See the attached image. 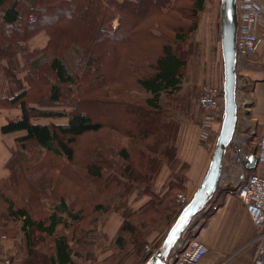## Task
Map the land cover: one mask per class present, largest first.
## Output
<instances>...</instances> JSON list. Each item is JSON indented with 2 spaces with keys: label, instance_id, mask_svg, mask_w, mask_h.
Returning <instances> with one entry per match:
<instances>
[{
  "label": "trees",
  "instance_id": "16d2710c",
  "mask_svg": "<svg viewBox=\"0 0 264 264\" xmlns=\"http://www.w3.org/2000/svg\"><path fill=\"white\" fill-rule=\"evenodd\" d=\"M205 2L0 0V71L4 80L0 109L20 111L1 126V132L24 131L16 137L6 163L8 175L0 178V211L8 215L0 235L13 233L9 237L21 238L15 243L18 253L22 249L25 253L19 264H78L74 257L80 258V253L74 252L65 231L88 217L79 207L83 201L75 199L69 204L61 196L40 216L31 213L32 204L42 208L50 187L59 186V179L45 171L55 170L62 176L66 173L61 166L70 169L76 160L82 165L75 167L85 171L83 178L104 199L92 212H108L113 198L122 199L146 184L143 193L149 200L122 217L123 227L107 264L114 252L124 256L113 264H129L132 259L144 264L154 252L156 247L146 239L148 229L169 218L175 205L171 192L184 189L178 177H171L169 187L158 196L151 189L163 159L170 165L177 157L179 123L169 117L170 102L161 100L163 95L171 101L179 97L191 51L188 40L199 26ZM90 82L94 83L93 98L79 101L77 96L92 87ZM219 89L222 93V85ZM133 91L148 96L137 100L131 97ZM83 103L89 106L82 107ZM53 119L65 121H49ZM104 129L125 136L128 145L109 144L106 136L96 144L84 139ZM28 151L37 161L44 151V157L56 163L32 168ZM37 172L34 184L32 174ZM18 181L31 188L29 195L21 194L25 200L21 206L14 199L22 192ZM35 234L53 238L52 253L42 256Z\"/></svg>",
  "mask_w": 264,
  "mask_h": 264
},
{
  "label": "rangeland",
  "instance_id": "374dc122",
  "mask_svg": "<svg viewBox=\"0 0 264 264\" xmlns=\"http://www.w3.org/2000/svg\"><path fill=\"white\" fill-rule=\"evenodd\" d=\"M220 0H206L204 4V9L200 14L199 19V26L196 31H194L188 40L190 43V55L188 60V65L185 69L184 75H183V92L187 95V98L185 100L181 99V94H178V98H176L174 101H171L170 98L163 95L162 102L165 103L166 100L170 102L168 107V113L169 117H172L176 122H178L179 127L178 130L175 132V147H177L176 143L178 142V134L180 131L181 126L182 127H188L190 126L191 130L193 127L198 129L200 128V123L203 120L208 119V113L202 111L198 108L196 98L198 97V94H200L201 88L203 85L206 84H212L217 87L222 85L223 82V72H222V58H221V51H220ZM115 24L117 21L114 22ZM42 43V42H41ZM29 45V43H28ZM32 46V45H31ZM21 61L23 59L21 58ZM90 85L92 86L90 89L85 91H82L80 93V97L77 96L79 101L81 100H89L92 99V93H95L94 91V83L90 82ZM200 88V89H199ZM131 97L135 98L137 100H141L142 98H145L148 96L147 93H141L137 91H133ZM168 98V99H167ZM82 107L89 106L88 104H81ZM63 107H59L58 109H62ZM4 110V111H3ZM2 116H10L12 118H16L17 113H19V110L17 108H9V109H3ZM103 111V109H100ZM108 118V117H107ZM49 121H55V122H64L63 119H53ZM185 125V126H184ZM215 127V124L214 126ZM217 130L213 128L211 134L212 136L215 135ZM217 134V133H216ZM17 136V135H16ZM109 137L105 139V141H109V144H113L111 142H118L119 145L127 146L128 145V139L125 136L119 135L117 132H113V130L104 129L101 130L98 133H91L85 136L84 139H89L92 143H97V141H101L102 137ZM192 135H189V137ZM18 137V136H17ZM91 143V144H92ZM82 145H86V141H81ZM207 146L205 143L201 142L197 137V147L202 148ZM79 149L82 148V146L79 145ZM40 151V150H39ZM37 153V152H35ZM45 152H42L41 160H35V156H33L29 151L26 153L27 158L30 159V163L32 165V168L35 169H43L44 167H50L51 165L55 164V161H51L49 157H44ZM176 157V156H175ZM73 162L69 167L70 169L64 168L65 166H61V170L66 173L59 175V172H56L55 170H47L45 171L48 175H51L55 179L58 178L57 184H52L53 186L57 185L58 187H50L51 190H48V196L49 199L47 202L43 204V207L39 206L37 203L32 204V211L31 213L34 216H40L41 213H43V209L49 208V203L51 201L55 200L56 198H59L61 196H65L68 200V203L70 204L71 201L77 200L78 202L83 201V205L79 206L84 209V214L86 217L85 221L78 225L74 226L73 228L66 230L65 234H67L68 240L70 244L73 246L74 252L80 253V258L74 257V260L78 264H106L107 262H104L103 258V252L110 248V238L101 232L99 230V226H97V223L99 219L107 216L110 212H114L115 214L122 216V214H126L128 210L134 209V205H139L137 209H139L144 203H146L149 199L146 194L143 193V189L145 190L146 184L142 183L139 186L133 188L124 198L115 197L111 201H109L110 209L108 212H92L93 207L95 204L100 201H103V197L100 196L101 194H97L93 184H89L88 180L86 178H83L86 176L85 171L83 169H79L75 166H78L79 164L82 165L81 162ZM164 163L162 164L163 168L164 166H168L170 169H173L174 166L175 169L180 168L182 171H185L187 168L191 169L190 164L187 163V167L185 165H182L179 163L177 157L170 163V165H167V161L163 159ZM66 165V164H65ZM67 166V165H66ZM77 169V172L75 171L74 175H71V171L74 169ZM174 169V171H175ZM188 169V170H189ZM160 170V169H159ZM171 172V175L168 182L163 183L162 189L157 192L156 187L154 185L155 177L157 174L153 177L151 180V186L152 191L156 193V195H160L165 189L169 187V181L171 177H179L176 173ZM181 171V172H182ZM34 173L32 177V183L37 184L38 181V174ZM77 173V174H76ZM18 185L21 187L19 190L22 191L20 194L14 195V199L17 201L15 203L16 206H21L25 203L24 198L21 197L22 193H25V195H29L31 192V188L27 183H24L23 181H18ZM77 187V188H76ZM184 187V186H183ZM33 189V187H32ZM184 194V189L182 187L178 188L177 190H173L171 192V199L173 200V203L175 204L174 207L171 209V214L169 218H164L162 221L155 222V227H151L148 229V233L146 236V239L151 234H157L161 231L167 229L168 225L173 221L175 214H179V210L181 209L180 202L177 200V196L179 194ZM13 197V196H12ZM143 203V204H142ZM108 204V202L106 203ZM77 209V207L75 208ZM136 209V210H137ZM176 209V210H175ZM135 210V209H134ZM179 211V212H178ZM8 220V215L4 211H0V227L4 226L6 221ZM93 220V222H92ZM91 221V225L89 226V222ZM18 230L17 228H15ZM62 231V230H61ZM88 231V232H87ZM88 233L87 236H83L84 233ZM13 233L6 234L8 237H6L5 240L0 241V256L2 250L7 246V241L9 239V236H11ZM36 235V234H35ZM79 237H82L81 240H77ZM36 242V248L40 253H42V256H47L50 253L53 252V238L44 236V235H36L34 238ZM79 241L78 243H76ZM151 247H154L153 243L150 244ZM155 248V247H154ZM23 250V249H22ZM20 251L18 253L17 249L15 248V255L14 257H9L8 255L2 256L0 258V264H5V260L8 259L10 261V264H19L20 260L25 256V253L23 251ZM114 250V249H113ZM112 250V251H113ZM147 250V249H146ZM103 251V252H102ZM109 253V252H108ZM90 255V257L88 256ZM92 255V256H91ZM114 259L111 261L110 264H113L115 262L120 261L124 254H119L114 252ZM4 257V259H3ZM93 257V258H91ZM165 261V260H164ZM129 264H136L137 262L135 260H129ZM164 264V262H163Z\"/></svg>",
  "mask_w": 264,
  "mask_h": 264
},
{
  "label": "crops",
  "instance_id": "0c3cea01",
  "mask_svg": "<svg viewBox=\"0 0 264 264\" xmlns=\"http://www.w3.org/2000/svg\"><path fill=\"white\" fill-rule=\"evenodd\" d=\"M260 34L262 36V42L257 53L237 63L236 101L238 112L236 129L238 128L240 130V117L244 115L248 125L254 128L251 147L254 146L256 140L264 138V29L261 30ZM0 84H4L1 71ZM180 94L181 99L185 100L187 98L185 93ZM197 100L198 97L196 98ZM196 103L198 105V102ZM244 107H248L246 113H243ZM198 108L200 109L199 105ZM2 110L0 109V178L3 179L8 175L6 163L10 159L11 150L15 147V139L17 136L23 135L24 131L2 133L1 126L6 124L8 120L15 118L2 116V112L4 111ZM17 114L19 115L20 111ZM221 120L222 116L215 122L214 128L217 130L216 133L220 129ZM216 133L215 135H217ZM189 135L192 136L189 137ZM197 137L198 139L200 138V128L193 127L191 130L190 126H181L177 138L178 142L176 143L177 159L179 163L186 167L187 163L190 164L191 169L187 168L185 171H182L181 167L175 169L177 165L173 169H170L168 166L161 168L154 182L157 192L162 189L163 183L168 182L167 180L171 172L175 169L174 173L179 176L178 179L184 186V195L187 199L192 197L207 171L215 145V143L208 141L206 143L207 146L199 148L197 147ZM249 171L264 176V162H258L256 167ZM216 202L218 208L202 221V225L196 234L197 239L208 247V252L199 264H248L254 253V245L251 241L255 235L256 228L253 222L243 203L235 194L222 193L217 196ZM138 207L139 205L133 206L135 210ZM131 210H128L127 214ZM125 215L124 213L122 216H119L114 212H110L107 216L105 215V217L99 219L97 223L99 230L101 232L103 231L111 239L109 244L110 248L104 252L102 251L103 258L106 261L111 256L115 241L121 233L123 227L122 217ZM168 230L169 228L160 233L149 235L147 237L148 242L150 244L153 243L154 247L157 248L162 243ZM20 239V237H9L6 240L7 246L2 250L0 258L2 256L5 257V255L13 258L16 253L15 243L20 241ZM88 256L90 257V255Z\"/></svg>",
  "mask_w": 264,
  "mask_h": 264
},
{
  "label": "built area",
  "instance_id": "2783aa9c",
  "mask_svg": "<svg viewBox=\"0 0 264 264\" xmlns=\"http://www.w3.org/2000/svg\"><path fill=\"white\" fill-rule=\"evenodd\" d=\"M236 6L235 50L238 63L255 55L262 42L260 32L264 29V0H236ZM197 102L200 109L209 115L207 120L200 123L199 140L205 144L208 141L215 143L217 135L212 136L211 132L223 111V95L219 87L203 85ZM247 109L244 107L243 113ZM239 123L240 130H235L226 149L222 172L211 200L191 219L164 264H199L208 247L197 239L196 234L202 221L218 208L216 198L222 193L235 194L241 200L256 228L251 241L254 253L248 264H264V176L244 166L252 156L257 157V163L264 162V138L256 140L251 147L254 128L248 125L244 115H241ZM186 199L183 193L177 196L181 206ZM5 239V235H0V241ZM5 264H10V261L6 259Z\"/></svg>",
  "mask_w": 264,
  "mask_h": 264
},
{
  "label": "water",
  "instance_id": "95a60500",
  "mask_svg": "<svg viewBox=\"0 0 264 264\" xmlns=\"http://www.w3.org/2000/svg\"><path fill=\"white\" fill-rule=\"evenodd\" d=\"M220 48L223 64V116L207 171L188 202L182 207L163 239L144 264H163L174 249L191 219L212 198L221 175L224 155L235 134L237 125V68H236V0H220ZM248 114V113H247ZM257 157L252 156L244 166L256 167Z\"/></svg>",
  "mask_w": 264,
  "mask_h": 264
},
{
  "label": "bare ground",
  "instance_id": "6f19581e",
  "mask_svg": "<svg viewBox=\"0 0 264 264\" xmlns=\"http://www.w3.org/2000/svg\"><path fill=\"white\" fill-rule=\"evenodd\" d=\"M236 68H237V64H236Z\"/></svg>",
  "mask_w": 264,
  "mask_h": 264
}]
</instances>
